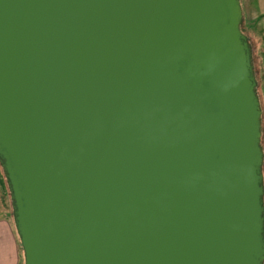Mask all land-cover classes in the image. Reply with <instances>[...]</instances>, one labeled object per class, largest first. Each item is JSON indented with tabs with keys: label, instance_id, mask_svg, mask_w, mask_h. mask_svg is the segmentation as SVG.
Instances as JSON below:
<instances>
[{
	"label": "water",
	"instance_id": "water-1",
	"mask_svg": "<svg viewBox=\"0 0 264 264\" xmlns=\"http://www.w3.org/2000/svg\"><path fill=\"white\" fill-rule=\"evenodd\" d=\"M242 21L241 0H0V166L24 264H264Z\"/></svg>",
	"mask_w": 264,
	"mask_h": 264
},
{
	"label": "crops",
	"instance_id": "crops-1",
	"mask_svg": "<svg viewBox=\"0 0 264 264\" xmlns=\"http://www.w3.org/2000/svg\"><path fill=\"white\" fill-rule=\"evenodd\" d=\"M253 6L257 8L255 19L264 16V0H249V12H252ZM22 252L23 249L14 224L8 181L0 166V264H23Z\"/></svg>",
	"mask_w": 264,
	"mask_h": 264
},
{
	"label": "rangeland",
	"instance_id": "rangeland-1",
	"mask_svg": "<svg viewBox=\"0 0 264 264\" xmlns=\"http://www.w3.org/2000/svg\"><path fill=\"white\" fill-rule=\"evenodd\" d=\"M248 1L249 0H241V5L243 6L241 31L248 37L252 47L253 66L257 81V95L262 111L261 146L264 153V16L255 19L257 16V8L253 6L252 12H249ZM22 255L24 264V252H22Z\"/></svg>",
	"mask_w": 264,
	"mask_h": 264
}]
</instances>
